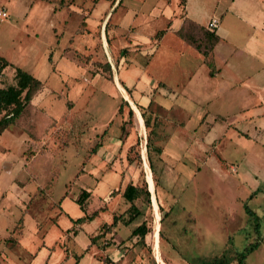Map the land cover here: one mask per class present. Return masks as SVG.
<instances>
[{
	"label": "rangeland",
	"instance_id": "rangeland-1",
	"mask_svg": "<svg viewBox=\"0 0 264 264\" xmlns=\"http://www.w3.org/2000/svg\"><path fill=\"white\" fill-rule=\"evenodd\" d=\"M214 1L189 0V13L205 22ZM114 2L0 0V55L42 82L0 135V264H204L257 241L245 264H264V92L211 96L191 48L165 39L151 60L163 0ZM194 67L196 91L168 95L162 82L178 89ZM119 86L134 102L151 99L149 126ZM146 168L149 202L140 196L141 214L107 231L128 207L125 185L148 189ZM142 222L143 241L131 235Z\"/></svg>",
	"mask_w": 264,
	"mask_h": 264
},
{
	"label": "crops",
	"instance_id": "crops-1",
	"mask_svg": "<svg viewBox=\"0 0 264 264\" xmlns=\"http://www.w3.org/2000/svg\"><path fill=\"white\" fill-rule=\"evenodd\" d=\"M120 1L122 2V0H115L116 6ZM163 1L165 5L162 8V14H166V22L163 28L156 30L150 36L155 42L152 44L154 50L151 60L162 41L167 39L178 47L191 48L195 54H199L197 57L198 66L204 65L202 73L207 81L205 86L212 88L211 96L215 95L213 90H221L225 95H229L235 89L241 90L239 88L246 90L243 91L246 95L264 92V0H215L212 13L205 22L196 20L189 13V0ZM0 12L5 13L4 10H0ZM5 16L6 13L2 17ZM212 22L213 25H210ZM196 45H199L201 49L209 48L210 54L204 56L202 51L196 48ZM197 69V67L184 68V76L178 84V89L163 81L162 83L171 89L168 95L175 97L183 95L187 98L191 92L196 91L192 80L196 77ZM119 89L124 92L121 86ZM124 97L130 103L129 107L131 109L135 107L134 109L139 113L141 108L145 110L149 107L151 109V99H147L145 103L144 100L138 99L134 102L128 99L126 93ZM201 101L208 103L210 99ZM261 103V100L258 99L256 105L261 106ZM159 108H162L166 113L172 111V107H167L165 104ZM177 110L182 111V108ZM254 116L250 115L248 119L250 120ZM256 116L259 115L256 114ZM146 117L149 121V116ZM204 119L205 116L201 121ZM213 120L226 121V118L217 114Z\"/></svg>",
	"mask_w": 264,
	"mask_h": 264
},
{
	"label": "trees",
	"instance_id": "trees-1",
	"mask_svg": "<svg viewBox=\"0 0 264 264\" xmlns=\"http://www.w3.org/2000/svg\"><path fill=\"white\" fill-rule=\"evenodd\" d=\"M198 50L202 51L204 56H208L210 53L209 48H200L199 45H196ZM208 65L210 63L208 62ZM7 69L12 70L11 83L9 84H0V135L4 130H6L11 125H16L21 119L28 107L31 105V100L33 96L41 89L42 82L34 77L31 73L21 69L18 66L10 63L5 57L0 55V78L4 75V72ZM142 109V108H141ZM120 106L118 107V111ZM132 110H129L131 113ZM143 123L146 126H149V121L147 120L145 111H141ZM99 144L95 145V149ZM122 197L128 203L126 210L119 215H114L112 221L109 225L106 226L108 231L112 225L117 221H121L124 224H129L137 216L141 214L140 206L136 203V200L140 196L144 195L146 200L149 202V191L147 188L139 187L131 182H128L123 191ZM89 196V191L81 189L78 197L75 199V202L80 208H83V204ZM62 199V198H61ZM245 211L251 219L254 218V228L257 230L258 223L257 217L245 206ZM97 214V211H93L91 214H85L75 220V222H82L85 220H92L93 217ZM148 228L145 222L137 225L131 232V235L139 236V240L144 239L145 234L148 232ZM258 245L252 243L241 252H235L231 259L227 258L225 255L216 256L210 262L204 264H245L247 255L253 251Z\"/></svg>",
	"mask_w": 264,
	"mask_h": 264
},
{
	"label": "bare ground",
	"instance_id": "bare-ground-1",
	"mask_svg": "<svg viewBox=\"0 0 264 264\" xmlns=\"http://www.w3.org/2000/svg\"><path fill=\"white\" fill-rule=\"evenodd\" d=\"M146 181L148 183V189L150 190L151 193H154L153 192V181H152V176H151V173L149 171L148 168H146ZM155 186V185H154ZM152 200L153 197H152ZM154 202V201H153ZM154 204V203H153ZM157 228H158V225L156 226L155 228V231H154V246L156 247L157 246V240H158V235H157ZM156 252V251H155ZM157 253V252H156ZM158 255V254H157ZM156 258V257H155ZM158 259V257H157ZM158 261L161 263V264H164L163 262H161L159 259Z\"/></svg>",
	"mask_w": 264,
	"mask_h": 264
},
{
	"label": "built area",
	"instance_id": "built-area-1",
	"mask_svg": "<svg viewBox=\"0 0 264 264\" xmlns=\"http://www.w3.org/2000/svg\"><path fill=\"white\" fill-rule=\"evenodd\" d=\"M4 14H5L4 12H0V15H1V16H4ZM213 22H214V21H213ZM213 22H212L210 25H213Z\"/></svg>",
	"mask_w": 264,
	"mask_h": 264
}]
</instances>
